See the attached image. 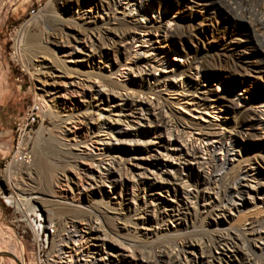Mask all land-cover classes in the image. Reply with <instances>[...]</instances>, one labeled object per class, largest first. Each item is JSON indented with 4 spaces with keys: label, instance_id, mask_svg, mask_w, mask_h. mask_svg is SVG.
<instances>
[{
    "label": "bare ground",
    "instance_id": "1",
    "mask_svg": "<svg viewBox=\"0 0 264 264\" xmlns=\"http://www.w3.org/2000/svg\"><path fill=\"white\" fill-rule=\"evenodd\" d=\"M120 1L131 4L132 9L129 12L123 10ZM191 1L207 11L215 12L221 9L225 17L231 16L233 21L241 23L247 30L246 36L252 38V43L256 45L255 50L262 53L264 62V13L259 0ZM185 2V0H73L68 5L80 10L76 15L73 13L68 20L81 28L86 43H89L88 48L84 50L85 45L80 46L79 41L77 44H64L65 40L61 44L48 37L46 41L56 46L66 61L70 60L77 66L81 61L76 53L78 51L86 53L89 48L93 50L92 52L97 50L102 58L110 59L109 55H104L101 51V45L96 43L97 40H101L102 26H110V31L117 32L114 36L108 35L110 41L124 44L123 49L112 47V53L117 57H114V60L111 58V63H108L111 74L123 78L122 85L104 81L100 72L106 67L97 66L94 68L98 70L95 73L96 78L87 76L83 84L78 83L82 85V92L85 91L83 97L87 102L84 101L85 104L79 105L75 114L69 116L70 118L74 116L77 122L83 125L81 131L86 132L90 143L97 145V154L93 156L92 150L88 156L75 153L74 146L78 145H83L84 150H88L87 140L75 144L60 141L57 157L70 168L75 167L71 161L92 157L91 166L80 168L84 175L79 176L89 188L100 190L104 187L109 188L113 197L117 196L121 203L125 202L129 206L133 204L134 209H131L133 215L126 217L129 221L133 220L130 223L139 234L142 230L146 235L155 234L151 230L154 222L161 223L166 219L186 221L187 213L190 211L195 218L201 220L225 217L230 211L240 212L246 203L257 206L256 199L264 196V169L260 165L262 159L256 154L252 158L242 154L246 140L263 139L259 131L264 130V118L260 110L238 105L232 93L233 88L241 85L250 105L264 106V94L246 88V78L258 73L259 69L244 60V53H237L236 57L232 56L230 60L219 62V65L215 66L212 62L209 64L210 62L200 60L196 52L181 48L180 57L187 60L184 64H175L167 60L164 47L158 45L159 42L154 39L163 41L168 39L169 32L165 24L176 22L170 12L171 6L180 7ZM84 5L95 7L99 10V16L91 17L82 11ZM147 13H159V19L151 20L150 24L144 25L140 19ZM93 19L95 20L93 26L83 30L82 26ZM62 22L54 29V35H58L60 40L68 33L66 28L69 27L67 23ZM179 32L175 30L174 36L169 38L175 40L166 42L176 46L182 38ZM131 36L138 44V48L132 52L128 50V39ZM243 43V40H230L231 46L238 52L243 48ZM46 47L45 51L49 52V47ZM41 65L47 66L44 59ZM116 66L122 68L118 71L115 69ZM154 70L161 71V74L155 77ZM215 71L223 72L224 77ZM193 72L200 80L209 82V87L202 88L192 76ZM132 73L136 74L135 77L131 76ZM229 75H235V79L228 84L224 78L228 79ZM56 77L52 72L45 74L44 84L51 86L48 92L59 91L56 87L58 83L54 80ZM73 81L62 83L73 85ZM215 82L223 86L227 93L216 94L212 88ZM166 92L181 93L182 98L178 99V102H182L183 98L191 102V107L197 111L200 118L208 115L211 110L221 112L216 108L217 104H222V107L232 112L236 118L231 126L225 129L192 126L199 134L187 144L188 140L184 137L190 136L192 131L188 132L190 127H184L172 111L171 105L164 101ZM150 93L157 95L154 101L147 97ZM56 123L62 125L64 120L57 119ZM226 125L222 124L223 127ZM164 133L169 134V146L174 150L166 147L167 151L160 153V149L150 139L155 137L162 143ZM171 139L179 144H172ZM197 142H200L199 146L196 145ZM174 151L178 152L172 155L171 152ZM156 152L161 156L153 154ZM144 154L147 157H144ZM173 156L174 160H178V164L174 165L167 159ZM94 157L99 159L94 160ZM148 157L151 158L149 162L143 163L142 160L149 159ZM168 172H174L175 177L165 178L164 173ZM71 180L68 175H64L62 181L69 187ZM63 183H60L61 186ZM131 188H135L136 192ZM79 190L87 191V188L82 185ZM158 191L165 192L169 199L163 201L156 197ZM63 194L60 196L66 198V193ZM12 200L11 203L19 206V199L12 197ZM75 212L77 215L69 221L62 218L59 220L62 223L66 220L68 222L65 223L67 227L63 226L59 232L58 242L53 245L55 261L52 264H218L222 256L236 251L241 253L239 264H264L261 259L264 256V219L251 220L243 231L207 233L194 230L191 234L170 240H159L146 245L129 243L130 245L125 247L118 240H112L108 230L103 227L100 218L105 216L106 211L98 209L97 212L85 213L78 209ZM116 215L121 216L117 213ZM76 218L88 222V232L85 231V234L82 232L75 222ZM0 242L7 248L6 252H0L1 256L10 258L14 264H24L17 246L2 232ZM90 244L92 246H89ZM114 247H117V250ZM214 249L220 251L219 256L213 254ZM122 250H131L130 256L123 255ZM188 254L193 256L188 257Z\"/></svg>",
    "mask_w": 264,
    "mask_h": 264
},
{
    "label": "rangeland",
    "instance_id": "2",
    "mask_svg": "<svg viewBox=\"0 0 264 264\" xmlns=\"http://www.w3.org/2000/svg\"><path fill=\"white\" fill-rule=\"evenodd\" d=\"M72 1L0 0V232L5 237H9L12 243L17 246V250L23 256L24 264H52L55 261L52 250L56 245L55 243L58 242L59 232L67 227L65 223L77 215L75 211L78 209L85 213L97 212L98 209L106 211L105 216L100 218L102 219L103 227L108 230L111 239L113 238L112 240H118L125 247L132 243L146 245L153 244L159 240H170L181 235L191 234L194 230L207 233L243 231L249 226L251 220L264 219V201H262L264 196H259L256 199L257 206L246 203L240 212L230 211L226 213L225 217L201 220L195 218L190 211L187 213L186 221L166 219L161 223L154 222L151 230L155 234L146 235L144 230L139 234L137 230H134L135 226L131 224L133 220H130V223L126 217V215H133L131 212V209H134L133 204L129 206L125 202L121 203L120 200H117V196L113 197L109 188L104 187V189L102 188L103 190L94 189L93 187L89 188L82 179L84 174L80 168L91 166L92 157H84V160L76 159V162L71 161V164L73 163L75 166L74 168H70L66 163L59 161L57 156L59 155L58 143L60 141L75 144L87 140L88 152L84 150L83 145H78L74 146L75 153L81 156H88L91 154L90 150H92L93 156L97 154V145L90 143L86 132L81 131L83 125L78 123L74 116H71L72 118L69 117L71 114H75L79 105L87 102V99L83 97L85 91L82 92V85H78V83L83 84L87 76L92 79L96 78L95 73L98 70L94 68H97V66L106 67L104 71L100 72L104 81L113 83V85H122L124 82L123 78H118L117 75L111 74V68L108 64L111 63V58L114 60L117 57L112 53V47L115 46L118 49H123L124 47L123 43L110 41L108 35L111 37V34L112 36L117 34V32L110 31V26L101 27V40L96 41L98 45H101L103 54L109 55L110 59H107V57L102 58L97 50L92 52L93 50L89 48L86 53H82L83 51L76 53V56L80 59L79 61H81L77 66L70 60L66 61L65 56L59 52L56 46L46 43L48 38L61 44L65 40L64 44H77L79 41L78 44L80 46L83 47L85 45L83 47L84 50L88 48L89 43H86L87 41H85L81 28L74 26L68 20L73 13L76 15L80 10V8H71L68 5ZM185 1L180 7L171 6L170 12L176 22H167L165 24L169 32L168 39L165 41L163 39H154L159 42L157 43L158 45L164 47L167 60L175 64H184L187 60L180 57L179 49L181 48L196 52L200 60L210 62L209 64L212 62L215 66L219 65V62L223 63L227 59L230 60L232 56L236 57L237 53H244V60L259 69L258 73L246 78V88L264 94L263 55L259 50H255L254 47L256 45L252 43V38L246 36L247 30L244 26L233 21L231 16L225 17L221 9H217L215 12L207 11L191 0ZM259 3L264 13V0H259ZM119 4L127 12L132 9L131 4L126 1H120ZM82 11L90 14L91 17L99 16V10L89 5L82 6ZM158 14L147 13L140 20L142 24L148 25L151 20L159 19L160 14ZM94 21V19L88 21L86 25L82 26V29L85 30L92 27ZM60 22L69 25L66 28V32L69 34L66 33V37L63 36L64 39L62 38L61 40L58 35H54V29L58 27ZM175 30H179L182 36L176 46L166 42L167 40H175L169 39L174 36ZM231 39L244 41V46L239 49V52L231 46ZM128 43L130 52L138 48L133 36L129 37ZM46 46L49 47V52L45 51L44 47ZM43 59L47 66L41 65ZM121 68V66H116L115 69L119 71ZM48 72H52L53 75L55 73V76H57L54 80L58 83L56 87L59 91H52L56 92V94L48 92L51 86L44 84V77ZM194 73H192V76L196 79V82L202 88H208L209 82L200 80V77ZM215 73L224 77L223 72L215 71ZM160 74L161 71H153L155 77ZM135 75V73L131 74L132 77H135ZM234 79L235 75H229L228 79L224 78L228 84L233 82ZM65 81L66 83L73 81V85L62 83ZM212 88L216 94L227 93V90L216 82L212 85ZM232 93L235 95V101L238 105L260 110L264 118V106L250 105L249 100H246L245 92L241 85L233 88ZM147 97L154 101L157 95L150 93ZM180 98H182V94L177 92H166L163 97L164 101L171 105L172 111L177 115L182 125L190 127L188 132L192 131V134L184 137L188 140L187 144L191 143L199 134V131L194 130L192 126H202V128H213L212 126H214V129H225L231 126L236 118L232 112H228L223 108L222 104L216 105V108H219L221 112L219 110H216V112L211 110L208 115L200 118L197 116V111H194V108L191 107V102L185 100V98H183L182 102H178ZM34 102L41 103L44 108L33 127L34 132L31 138L26 143L29 159L27 162H21L15 158L17 143L15 122L27 113L28 108ZM57 119L64 120V123H61L62 125L56 123ZM222 124L227 125L223 127ZM259 132L263 139H257L256 141L254 139L252 141L246 140V147L242 148V154L251 158L256 155L259 156L258 158L262 159L260 165L264 169V130ZM76 133L78 135H75ZM169 139V134L164 133L162 143H160L161 140L155 137L151 138L150 141L155 143V146L162 153L167 151V148H173L169 146ZM170 142L179 144L172 139ZM199 144L200 142H197L196 145L199 146ZM177 152L171 153L174 155ZM123 154L121 153V155ZM153 154L161 156L157 152ZM144 157H147L146 154H144ZM95 159L98 160L99 157H94ZM150 159L145 158L142 162L148 163ZM167 159H170L174 165L178 164V160H174V156L173 158L167 157ZM76 174L82 177H78ZM64 175H68L72 179L69 182V187L65 186L62 181ZM164 176L165 178H173L175 174L174 172H168L164 173ZM60 183H63V185L61 186ZM82 185L86 186L87 191L79 190ZM70 188L73 193H71ZM131 190L136 192L135 188H131ZM159 192L156 197L163 201L169 199L165 192ZM61 193H64L63 195L66 193V198L60 196ZM12 197L19 199L20 207L10 202ZM242 205L244 204L242 203ZM116 213L121 214V216H117ZM61 218L68 219V221L59 222ZM75 222L84 234L88 232V222H83L81 218H76ZM89 246H92V244ZM115 248L117 250V247ZM6 251V246L0 242V252ZM130 251L122 250L121 253L125 256H130ZM213 254L219 256L220 251L214 249ZM191 256L193 255L188 254V257ZM240 259V252H228V254L222 256V260L218 264H239ZM261 259L264 261V256ZM0 264L14 263L10 258L0 255Z\"/></svg>",
    "mask_w": 264,
    "mask_h": 264
},
{
    "label": "built area",
    "instance_id": "3",
    "mask_svg": "<svg viewBox=\"0 0 264 264\" xmlns=\"http://www.w3.org/2000/svg\"><path fill=\"white\" fill-rule=\"evenodd\" d=\"M43 105L34 102L28 108L27 113L15 122V132L17 133L16 154L15 158L21 162H27L29 155L26 151V143L31 138L34 130L33 127L37 123L40 113L43 112Z\"/></svg>",
    "mask_w": 264,
    "mask_h": 264
}]
</instances>
